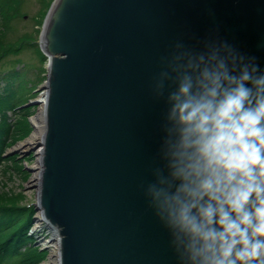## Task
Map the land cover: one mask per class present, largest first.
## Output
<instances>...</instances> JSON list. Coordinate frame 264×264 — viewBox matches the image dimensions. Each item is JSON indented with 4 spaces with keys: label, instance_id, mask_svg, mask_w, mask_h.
Segmentation results:
<instances>
[{
    "label": "water",
    "instance_id": "95a60500",
    "mask_svg": "<svg viewBox=\"0 0 264 264\" xmlns=\"http://www.w3.org/2000/svg\"><path fill=\"white\" fill-rule=\"evenodd\" d=\"M209 37L264 69V0L50 4L39 39L46 79L36 89L45 92V131L32 150L41 149L34 206L59 237V264H175L138 190L161 108L148 84L173 41Z\"/></svg>",
    "mask_w": 264,
    "mask_h": 264
},
{
    "label": "clouds",
    "instance_id": "9594fccd",
    "mask_svg": "<svg viewBox=\"0 0 264 264\" xmlns=\"http://www.w3.org/2000/svg\"><path fill=\"white\" fill-rule=\"evenodd\" d=\"M148 90L161 108L138 190L175 264H264V69L226 40L176 39Z\"/></svg>",
    "mask_w": 264,
    "mask_h": 264
},
{
    "label": "trees",
    "instance_id": "16d2710c",
    "mask_svg": "<svg viewBox=\"0 0 264 264\" xmlns=\"http://www.w3.org/2000/svg\"><path fill=\"white\" fill-rule=\"evenodd\" d=\"M21 1L0 0V62L9 56L18 55L26 47L36 45L29 36L15 43L7 42L11 23L20 18ZM52 1L47 4V8ZM37 54L41 62H47L39 48ZM15 66L0 71V172L5 162L17 161L16 157H4L7 150L32 132L28 122L31 108L22 106L32 99L33 94L28 89L33 83L26 78L22 70L24 65L19 69ZM19 198L22 196L0 194V264H40L46 257L45 250L40 251L35 247V238L28 235L33 225L34 209L32 206H18Z\"/></svg>",
    "mask_w": 264,
    "mask_h": 264
},
{
    "label": "rangeland",
    "instance_id": "374dc122",
    "mask_svg": "<svg viewBox=\"0 0 264 264\" xmlns=\"http://www.w3.org/2000/svg\"><path fill=\"white\" fill-rule=\"evenodd\" d=\"M50 0H22L20 4V18L13 20L11 23V30L7 35V42L15 43L23 37H30L35 42L34 47H26L18 55L9 56L0 62V71H6L10 67H16V69L22 68L26 78L31 79L33 84L30 85L31 89H28L33 94L34 100L40 97V92H36V89L46 79V61H40L37 49L39 47L40 32L44 17L48 11L47 4ZM50 6V5H49ZM19 63V64H17ZM38 80V82H35ZM29 87V85H28ZM28 101V102H29ZM27 102V103H28ZM26 103V104H27ZM24 104L23 106H25ZM31 116L28 117V122L32 128V132L23 140H18L14 145L7 150V153H12L8 157H16V162L12 163L7 161L3 164L0 172V194L8 193V195L18 196L22 198L18 200V206L26 207L33 205L37 202L38 193V180L39 177V159L41 149L32 150L38 143L37 140L31 139L34 134V127L31 123V118L36 115L39 110V105L30 106ZM33 140V141H32ZM29 141V143H28ZM28 143V144H27ZM20 147V148H18ZM7 158V157H5ZM33 213V225L28 231V235L34 237L35 229L38 228L39 210L32 206ZM39 219V218H38ZM34 239V246L38 247L40 251L45 250L46 257L40 264H55L56 258L52 256L51 250L45 249L44 240L45 237Z\"/></svg>",
    "mask_w": 264,
    "mask_h": 264
},
{
    "label": "bare ground",
    "instance_id": "6f19581e",
    "mask_svg": "<svg viewBox=\"0 0 264 264\" xmlns=\"http://www.w3.org/2000/svg\"><path fill=\"white\" fill-rule=\"evenodd\" d=\"M39 99L41 101V103L39 104V110L36 113V115L31 118V123L34 127V134L31 137V139L37 140V142H40L43 140V135L45 131V112H44L45 103H46L45 92L40 95ZM40 158H41V154H40ZM39 171H40L39 172L40 174L41 173V159L39 160ZM37 177H39V175H37L35 179H37ZM38 200H39V195L37 194V201ZM38 218L39 219L37 223L39 224H38V228L35 229L34 238L36 239V237H38L39 239V238L45 237L47 239V240H44V243H46L45 249L47 251L48 249L51 250L52 256L56 258L55 264H59V237L56 231L46 221H44L41 211H39Z\"/></svg>",
    "mask_w": 264,
    "mask_h": 264
}]
</instances>
